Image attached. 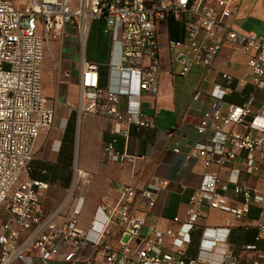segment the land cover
<instances>
[{"label": "built area", "instance_id": "2783aa9c", "mask_svg": "<svg viewBox=\"0 0 264 264\" xmlns=\"http://www.w3.org/2000/svg\"><path fill=\"white\" fill-rule=\"evenodd\" d=\"M77 4V9L72 10L68 0H28L18 9L13 0H0V211L5 215L0 226V264H53L65 245L71 248L72 255L71 259L62 258L73 261L91 242V233L95 237L92 245L98 247L115 225L123 227L129 243L117 248L104 245L107 264H186L190 232L207 211L231 214L237 222H243L251 206L263 202L250 187L238 183L237 172L236 180L229 183L234 185V195L243 200L240 206H233L227 195L228 185L221 184L220 171L211 170L224 168L246 151L243 171L264 180V123L255 125L249 121L253 95L223 112L221 102L228 89L215 87V104L189 130L194 136L192 143L185 151L174 149L186 159L202 160L205 168L200 186L190 197L181 230L152 229L154 240L143 242V248L131 249L130 243L141 235L145 221L132 216L130 207L137 200L144 201L150 209L155 207L159 194L168 186L158 176L151 177L143 189L119 184L114 202L108 194L103 195L97 208L102 220L93 219L88 231L79 226L81 202L64 224L54 221L71 197L54 214L45 215L40 210V194L48 184L31 177V165L40 133L52 129L57 109V105L50 109L44 106L45 47L52 56V42L61 44L60 58L52 59L54 72L65 61L78 64L80 112L99 116L110 126L111 139L104 152L124 168L138 160L128 149L131 131L155 128L154 117L141 112V98L144 93H158L163 67L159 30L167 26L169 19L184 28L181 41L170 40L166 32L168 50L175 54L181 77L188 76L194 67L211 68L228 42L250 56L247 67L252 84L264 89V36L227 24L233 15V0H77ZM99 20L104 22V34L109 40L105 86L100 85L99 65L87 60L90 27ZM64 43L70 46L66 52ZM222 79L230 83L233 78L222 74ZM255 117L264 121V106ZM121 141L124 144L120 149ZM259 162L263 163L262 169ZM78 172L87 176L89 183V174ZM168 239L174 250L160 251L158 247ZM212 242L221 241L214 237Z\"/></svg>", "mask_w": 264, "mask_h": 264}, {"label": "crops", "instance_id": "0c3cea01", "mask_svg": "<svg viewBox=\"0 0 264 264\" xmlns=\"http://www.w3.org/2000/svg\"><path fill=\"white\" fill-rule=\"evenodd\" d=\"M232 10L233 15L227 22L230 27L264 36V0H233ZM166 32L169 35L168 24L159 30L163 67L158 93H144L141 98V112L154 117L155 128L140 133L131 131L128 149L131 154L138 156L137 163L121 168L109 160L104 147L111 139L110 126L99 116H87L82 143V163L79 165L89 174L90 187L84 189L79 196L72 195L68 204L72 207L71 217L74 206L78 202L82 203L79 226L88 231L93 219L102 220L101 215L97 213L102 196L108 194L112 202L116 201V189L119 184L143 189L153 176L166 180L168 186L159 194L154 208H148L141 200H137L130 207L132 216L145 221L141 235L130 243L131 249L143 248L146 246L143 242L154 240L152 229H172L175 232L181 230L190 197L200 186L205 168L202 160L186 159L183 153L176 154L174 149L181 148L185 151L192 143L191 138L194 136L189 134V130L197 125L203 113L215 104L213 91L217 85L228 89L221 102L223 112L230 105L242 104L252 94L253 115L249 121L255 125L264 123L255 117L264 106V89L256 88L252 84L247 67L250 56L245 54L241 47L224 43L211 68L194 67L188 76L181 77L180 68L174 60L175 54L168 50ZM60 56L61 51L57 57ZM42 69L44 106L50 109L57 105L56 114L62 109L60 124H66V132L71 129L73 138L77 120L72 116L64 118L63 107L66 104L71 106V101L76 100V94L80 91V75L75 71L68 77L66 63H62L57 72L50 66L54 75L53 78L49 75L51 86L47 89L45 77L49 74L48 67L43 64ZM222 74L231 75L232 81L225 82ZM196 94L199 95L197 100L194 99ZM124 102L123 99L122 103ZM56 118L55 115L51 130L41 131L34 150L35 163L32 162L34 166L31 168V177L48 184V188L40 194V210L45 215L54 214L61 209L66 201V191L71 188L69 181L73 178L74 170L61 166V158L58 155L61 143L60 124L56 125ZM123 144L121 141L118 147L121 149ZM247 157L248 152L242 151L235 162L226 164L220 170L216 167L211 170L220 171L221 184L228 185L227 195L233 206H240L243 200L242 196L234 195V185L229 183L230 180H236L237 172L238 183L250 187L255 196L263 202L253 204L243 222H237L231 214L217 210L207 211L190 232L191 240L185 252L186 264H264V232L261 231V225H264V180L243 171L242 164ZM258 166L262 169L263 163L259 162ZM60 216L54 219L58 225L66 222V219ZM175 218L179 221H174ZM214 237L220 238L221 242L213 243ZM89 238V245L73 261L63 260L62 256L72 255L71 248L65 245L61 249V256L57 257L53 264H107L104 245L117 248L121 243H129V237L124 234L121 225L112 227L110 235L98 247L92 245L94 234L91 233ZM158 249L163 252L174 250L169 239Z\"/></svg>", "mask_w": 264, "mask_h": 264}, {"label": "rangeland", "instance_id": "374dc122", "mask_svg": "<svg viewBox=\"0 0 264 264\" xmlns=\"http://www.w3.org/2000/svg\"><path fill=\"white\" fill-rule=\"evenodd\" d=\"M27 1L28 0H13L15 7L18 9L19 8L22 9L26 5ZM68 2H69V6L72 8V10L77 9V7H78L77 0H68ZM66 42H68V41L66 40ZM63 46H64L63 52H66L68 50V47H70L68 45V43H64ZM51 47H52V53H53L52 56H51L49 49L47 47H45L44 59H43V63H42V65L44 64L46 67H48L47 72L49 74H46V77H45V84L47 86V89H49L51 86L50 81H49V75L52 76V78L54 75V72H51V70H50V66L52 65V59H55L54 57L59 56L60 51L62 50L61 44L58 42H52ZM96 48H97V42H95V45L89 49V52L91 53L92 51H95ZM57 59H59V58L57 57ZM63 63H66L68 66V70H69L68 71L69 72L68 77H70L71 74L75 71L79 74V67H78L77 63H75V62L69 63L67 61H65ZM76 95H77V98L75 101H71V106L64 105V107H63L64 118H68V117L72 116L73 118H75V120H77L76 124H75V129H74L75 133H74L73 138L71 135V129L66 132V129H67L66 124H65V126H64L63 122L60 124V122H61L60 116L62 114V112H61L62 109L60 108L61 110L58 112V114H56V116H57L56 125L60 124L59 139H60L61 143L58 147V155L61 158V166L65 167V168H70V169L74 168L73 176H72L73 178L71 179V181H69V183L71 184V188L69 191H66V200L69 197H72V195L73 196L75 195V197L79 196L83 192L84 189L90 187L89 183L87 182L88 177L87 176L82 177L81 175H79L78 171H83L80 168L79 164L82 163V143H83V135H84V130H85V118L87 116H96V115L81 114V112H80V101L82 98L81 88H80V91ZM71 126H73V122H71ZM75 162H76V166L74 167ZM33 163H35V161ZM33 163L31 165L32 169L34 166ZM70 184H68V187ZM64 204H65V202H64ZM63 205H62V207H63ZM71 208L72 207L67 206V208H65L63 210V213H61L60 217H64L67 221L70 218ZM4 217H5L4 212L0 211V226L3 223L2 219ZM25 236L26 235L24 234V237Z\"/></svg>", "mask_w": 264, "mask_h": 264}, {"label": "trees", "instance_id": "16d2710c", "mask_svg": "<svg viewBox=\"0 0 264 264\" xmlns=\"http://www.w3.org/2000/svg\"><path fill=\"white\" fill-rule=\"evenodd\" d=\"M169 38L170 40L181 41L184 39L183 26L175 21L169 19ZM97 42L95 51L89 52V49ZM109 40L104 34V22L102 20L93 21L90 27L89 36L87 40V60L95 62L99 65L100 85L105 86L108 76V68L106 62L108 60ZM33 178V177H32Z\"/></svg>", "mask_w": 264, "mask_h": 264}]
</instances>
